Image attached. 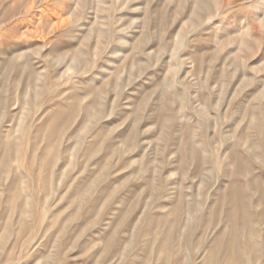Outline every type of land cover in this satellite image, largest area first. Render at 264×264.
Masks as SVG:
<instances>
[{
  "label": "rangeland",
  "instance_id": "rangeland-1",
  "mask_svg": "<svg viewBox=\"0 0 264 264\" xmlns=\"http://www.w3.org/2000/svg\"><path fill=\"white\" fill-rule=\"evenodd\" d=\"M0 264H264V0H0Z\"/></svg>",
  "mask_w": 264,
  "mask_h": 264
}]
</instances>
